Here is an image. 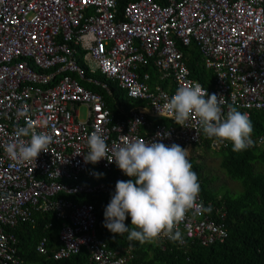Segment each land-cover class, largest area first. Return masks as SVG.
Listing matches in <instances>:
<instances>
[{
	"label": "built area",
	"instance_id": "1",
	"mask_svg": "<svg viewBox=\"0 0 264 264\" xmlns=\"http://www.w3.org/2000/svg\"><path fill=\"white\" fill-rule=\"evenodd\" d=\"M0 0V264H21L18 239L9 231L34 224L37 213H54L63 222L54 246L42 238L37 251L55 261L85 250L89 264H129L97 235L95 208L67 197L113 196L117 181L132 179L115 162L85 163L88 137L102 134L109 146L124 139H157L183 148L212 142L226 148L229 141L209 139L198 117L177 124L166 104L191 78L183 49L196 45L203 64L215 73L207 92L223 96L226 116L236 107L251 116L264 112V0ZM150 69L158 72L152 86ZM118 83L132 101L144 107L112 111L105 96L107 82ZM164 83L167 86L164 87ZM200 84V83H199ZM201 85V84H200ZM202 86V85H201ZM202 89L204 87L202 86ZM117 105V104H116ZM86 108L82 120L79 108ZM146 109L157 119L151 121ZM52 133L49 152L37 160L17 163L5 152L21 128ZM249 148L264 147V136H252ZM108 156L112 153L109 151ZM104 173L108 180L94 183ZM199 201L203 203L199 196ZM226 214L189 212L179 225L181 240L208 247L226 242Z\"/></svg>",
	"mask_w": 264,
	"mask_h": 264
},
{
	"label": "clouds",
	"instance_id": "2",
	"mask_svg": "<svg viewBox=\"0 0 264 264\" xmlns=\"http://www.w3.org/2000/svg\"><path fill=\"white\" fill-rule=\"evenodd\" d=\"M224 104L223 96L215 93L209 96L197 83L179 87L166 108L174 114L177 124L183 126L191 116L198 117L209 139L229 141L235 152L246 150L253 144L250 116L236 107H229L225 116ZM54 132L53 128L51 134L38 133L31 125L21 128L16 136L30 139L8 143L5 152L17 163L36 161L41 152H49ZM160 139V133L150 142L124 139L120 144L114 142L109 149L105 137L94 131L88 137L89 151L84 156L85 163L97 164L102 159L115 162L132 178L117 181L115 193L104 211V227L113 234L129 233V240L141 244L161 237L179 241V225L189 212L199 215L211 211L199 201L201 186L189 159L190 151L175 143L168 146ZM128 216L134 227L126 226Z\"/></svg>",
	"mask_w": 264,
	"mask_h": 264
},
{
	"label": "trees",
	"instance_id": "3",
	"mask_svg": "<svg viewBox=\"0 0 264 264\" xmlns=\"http://www.w3.org/2000/svg\"><path fill=\"white\" fill-rule=\"evenodd\" d=\"M131 1L134 0H121V5L125 6ZM156 1L166 3L164 0ZM182 51L191 78L209 91L214 86L216 78L214 71L205 67L196 45L184 48ZM149 71L153 76L152 83H155L158 72L154 69ZM97 78L107 82L111 88V96L100 88L94 90L105 96L107 105L112 111L116 112L118 105H123L127 109L138 107L132 106V103L140 105L139 102L130 100L118 83L101 75ZM250 119L253 124L252 136H264V112L252 111ZM196 146L213 149V144L209 141ZM232 149L231 142L228 147L220 148L221 167L232 181L240 182L243 191L239 196L229 193L218 194L212 188L211 180L205 175L204 164L189 156L193 171L199 178L200 197L205 206L214 212L221 210L226 214L224 220H219V223L225 224L229 234L223 244L203 247L199 243L189 242L186 247H179L178 242L161 243L157 240L141 244L137 240H129V233L113 234L104 227V211L111 196L78 194L67 198L77 203H89L94 206L98 237L109 249L121 255H125L131 248L133 260L129 264H264V147L247 148L240 152ZM107 180L108 177L100 173L94 183ZM34 220V224H21L9 231L18 239V257L21 264H89V256L85 250L79 255L61 261H55L50 254L38 253L37 245L44 237L49 238L50 247L54 246L63 222L54 213H37L34 215ZM125 223L129 228L134 227L130 216Z\"/></svg>",
	"mask_w": 264,
	"mask_h": 264
},
{
	"label": "rangeland",
	"instance_id": "4",
	"mask_svg": "<svg viewBox=\"0 0 264 264\" xmlns=\"http://www.w3.org/2000/svg\"><path fill=\"white\" fill-rule=\"evenodd\" d=\"M132 106H139L138 103H132ZM80 117L82 120H86L87 111L86 108H79ZM220 148L214 147L213 149H207L199 146H194L190 152V156L197 162L204 164L205 175L211 180L212 188L220 195L233 194L239 196L242 193V186L240 182L232 181L226 172L222 169V157L220 155Z\"/></svg>",
	"mask_w": 264,
	"mask_h": 264
},
{
	"label": "crops",
	"instance_id": "5",
	"mask_svg": "<svg viewBox=\"0 0 264 264\" xmlns=\"http://www.w3.org/2000/svg\"><path fill=\"white\" fill-rule=\"evenodd\" d=\"M151 85L154 86L155 84L151 82ZM166 86H167V83H164V87H166ZM139 103H140V102H139ZM142 105H144V104H143V103H140V105H139L138 107H144V106H142ZM122 106H123V105H122ZM124 108H125L126 110H130V109H127L125 106H124ZM136 108H137V107H136ZM131 109H133V108H131ZM146 112L148 113L149 119H150L151 121H157V122H159V121H165V122H167V123H169V124H172V122L166 121V120H164V119H157V118H155L154 116H152L151 112H150L149 110H147V109H146ZM192 148H193V147H188L187 149L191 152Z\"/></svg>",
	"mask_w": 264,
	"mask_h": 264
}]
</instances>
